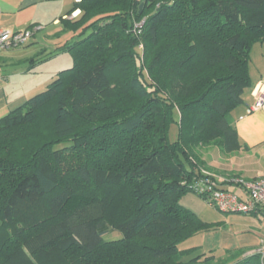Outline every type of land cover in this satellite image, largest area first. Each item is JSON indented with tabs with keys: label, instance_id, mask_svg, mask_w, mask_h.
Returning a JSON list of instances; mask_svg holds the SVG:
<instances>
[{
	"label": "trees",
	"instance_id": "trees-1",
	"mask_svg": "<svg viewBox=\"0 0 264 264\" xmlns=\"http://www.w3.org/2000/svg\"><path fill=\"white\" fill-rule=\"evenodd\" d=\"M67 16L54 52L73 66L0 119V264H261L181 245L218 226L182 199L215 176L203 147L241 149L231 113L264 0H80Z\"/></svg>",
	"mask_w": 264,
	"mask_h": 264
},
{
	"label": "crops",
	"instance_id": "crops-1",
	"mask_svg": "<svg viewBox=\"0 0 264 264\" xmlns=\"http://www.w3.org/2000/svg\"><path fill=\"white\" fill-rule=\"evenodd\" d=\"M77 1L80 0H0V29L21 30L31 25L43 26V29L26 45L19 47L21 49L0 52V119L41 87L39 85L30 87L25 84L27 79L35 74V65L38 62H33L27 69L22 64L23 70H20L17 68L20 60L16 58L24 55L26 60L32 59L38 53L44 57L48 52L52 55L54 50L51 45L47 46L38 41L43 37L39 39L37 36L42 31L50 30L49 25H61V17H66ZM79 13L80 10H76L73 14L76 16ZM58 56L60 54L56 57ZM42 62L44 61L41 60ZM251 76L253 86L245 90L243 103L231 113L241 149L233 154H224L217 146H208L202 153L205 169L216 176L221 187L241 196L242 189L229 181V177L240 175L246 179H254L264 171V110L252 108L255 101L253 90L260 80H264V71L260 75ZM184 197L183 205L192 209L203 220L218 225L212 230L202 232L200 246L203 252L215 249H245L247 254H251L264 244V213L222 212L216 215L214 220H206L197 210L202 207V203L200 201L189 203L187 200L184 201Z\"/></svg>",
	"mask_w": 264,
	"mask_h": 264
},
{
	"label": "built area",
	"instance_id": "built-area-1",
	"mask_svg": "<svg viewBox=\"0 0 264 264\" xmlns=\"http://www.w3.org/2000/svg\"><path fill=\"white\" fill-rule=\"evenodd\" d=\"M70 17H74V14ZM41 29H43L41 25H34L21 30L0 29V52L26 45ZM253 93L255 101L252 108L264 110V80H260L255 85ZM228 180L240 186L242 196L222 188L216 176L195 180L192 189L223 213H264V171L254 179L234 175ZM255 252L261 255V264H264V244L253 253Z\"/></svg>",
	"mask_w": 264,
	"mask_h": 264
},
{
	"label": "rangeland",
	"instance_id": "rangeland-1",
	"mask_svg": "<svg viewBox=\"0 0 264 264\" xmlns=\"http://www.w3.org/2000/svg\"><path fill=\"white\" fill-rule=\"evenodd\" d=\"M70 18H73V17H70ZM143 23L144 21H140L139 23H136L135 25L137 28H139L140 26H142ZM48 28L50 30L42 31L38 34L37 37L39 39L43 37L42 39L38 41L45 43L47 46L51 45V48H53L54 51L58 44L63 43L70 38L69 32H65V33L62 32V25H59V26L49 25ZM52 29L54 30L52 31ZM56 34L58 35L54 37V35ZM42 56L43 55L38 53L37 55L33 56L32 59L30 58L26 60L24 55L16 58V60H20V63H17V65H19V67L17 68L20 70H23L21 69L22 64H24L25 69H27L32 66L33 62L36 63L38 60V64L35 65L36 66L35 74H32L27 79V82L25 84L30 87H34L35 85H39L41 87H38L39 89L36 92L34 91V93H32V95H30L29 97L37 94L40 91H43L48 86V84L52 82L58 76V73L60 72V70L73 66L72 58L70 54L66 52L60 53V56L58 57H56L57 56L56 52H54L52 55H50V53L48 52L44 57ZM41 60H43L44 62L41 63ZM250 67H251V74L253 75H257V74L260 75L263 73L264 71V42H257L252 45ZM28 98H26L25 100H27ZM176 136H177V127L173 126L171 129V134H170L171 140L174 141L176 139ZM62 146H64V144H61L56 147L60 148ZM204 149L205 147H203L202 150H200V152L204 153L203 151ZM186 200L189 203L200 201L202 203V207H199L200 209H197V210H199L198 212L200 214H203V218H205L206 220H214V218H216V215H218L219 213H222L215 206L211 205L208 201L204 200L203 198H201L199 195H197L194 192L187 193L184 197V201ZM104 237L107 240L116 239V238L122 237V233L119 230H111L107 234H105ZM202 237H203L202 233H199L196 236L183 242L181 246L186 248V247L194 246L196 244H200L202 242ZM260 248L261 246L259 247V249ZM245 255H247V253Z\"/></svg>",
	"mask_w": 264,
	"mask_h": 264
}]
</instances>
